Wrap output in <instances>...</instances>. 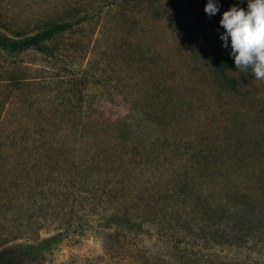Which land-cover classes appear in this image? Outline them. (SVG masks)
Segmentation results:
<instances>
[{
    "label": "rangeland",
    "instance_id": "rangeland-1",
    "mask_svg": "<svg viewBox=\"0 0 264 264\" xmlns=\"http://www.w3.org/2000/svg\"><path fill=\"white\" fill-rule=\"evenodd\" d=\"M207 2L0 0V34L10 39L65 25L36 45L0 48V134L49 137L21 171L0 140V249L17 251L4 264H162L153 220L134 210L143 230L115 227L111 206L93 209V188L115 181L122 214L120 194L184 183L192 163L232 168L226 180L240 177L239 191L256 179L247 168L264 175V83L226 69L231 87L214 65L222 13L247 0H214L211 17ZM165 162L172 170L149 180L138 172ZM104 226L118 228L107 246Z\"/></svg>",
    "mask_w": 264,
    "mask_h": 264
},
{
    "label": "trees",
    "instance_id": "trees-1",
    "mask_svg": "<svg viewBox=\"0 0 264 264\" xmlns=\"http://www.w3.org/2000/svg\"><path fill=\"white\" fill-rule=\"evenodd\" d=\"M64 28V24H53L52 29L21 40H13L0 34V48L7 51L24 49L36 45L40 40L50 39L54 32ZM222 43L216 41L214 44L215 69L229 86L235 87V78L224 73L226 69L236 68L229 55L230 47L225 48ZM8 79L11 85L18 81L12 75ZM2 122L3 119L0 118V125ZM48 139V135L42 132L38 135L29 132L23 136L16 131L7 135L0 134L5 147H13L6 162L20 171L28 167L32 158L41 159V155H35L33 151L39 152ZM200 158L202 157L197 161ZM192 168L195 172L190 173L184 183L183 180L172 185L159 183L142 189H128V192L120 194L129 203L125 205L122 214L117 212L119 195L113 192L116 182L109 184L112 188L103 190L96 186L90 197L91 200L94 199L93 209H109L111 206L110 209L115 211L111 212L115 227L131 229L136 226L143 230L141 221L153 220L155 233L160 238V247L165 250L161 257L162 264H193L199 261L200 264H264V202L260 201L261 196L257 193L258 190H264V175L260 172L256 175L255 169L247 168L245 171H250L256 179L251 180L246 190L239 191L242 179L238 177L237 180H226V174L232 169L228 166H204L196 162L192 163ZM167 170L172 169L165 162L156 166H140L138 172L149 180L153 171H157L159 175ZM36 171L35 175L42 174L37 168ZM126 176L129 182H121L123 192L124 188H129L128 184L133 178L132 171H127ZM27 187L31 188L30 182ZM111 194L114 198L107 204L106 197L110 200ZM7 207L2 201L1 210ZM134 210L144 220L136 222ZM117 229L110 230L104 226L99 230L105 246L108 245L109 234ZM167 233L171 236L168 239L165 237ZM15 256V247L0 249V264ZM166 258L169 260L165 261Z\"/></svg>",
    "mask_w": 264,
    "mask_h": 264
},
{
    "label": "clouds",
    "instance_id": "clouds-1",
    "mask_svg": "<svg viewBox=\"0 0 264 264\" xmlns=\"http://www.w3.org/2000/svg\"><path fill=\"white\" fill-rule=\"evenodd\" d=\"M204 11L210 17L219 11L218 2L208 0ZM224 29L222 46L230 47L235 68L264 83V0H247V9L232 6L219 20Z\"/></svg>",
    "mask_w": 264,
    "mask_h": 264
}]
</instances>
